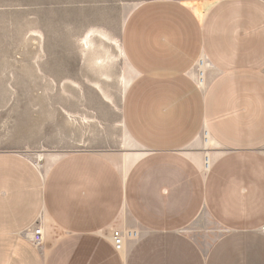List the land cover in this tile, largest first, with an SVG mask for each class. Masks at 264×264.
Here are the masks:
<instances>
[{"label": "crops", "instance_id": "1", "mask_svg": "<svg viewBox=\"0 0 264 264\" xmlns=\"http://www.w3.org/2000/svg\"><path fill=\"white\" fill-rule=\"evenodd\" d=\"M119 44L138 148L40 167L0 149V264H264V0H143ZM203 219L220 232L207 243L188 233ZM37 222L39 246L23 235ZM116 228L138 232L120 253Z\"/></svg>", "mask_w": 264, "mask_h": 264}, {"label": "rangeland", "instance_id": "2", "mask_svg": "<svg viewBox=\"0 0 264 264\" xmlns=\"http://www.w3.org/2000/svg\"><path fill=\"white\" fill-rule=\"evenodd\" d=\"M141 1L0 0V149L21 151L40 167L48 154L138 148L122 123L131 71L100 34L119 42ZM24 67L29 74L19 77ZM188 231L203 243L220 233L204 219Z\"/></svg>", "mask_w": 264, "mask_h": 264}, {"label": "built area", "instance_id": "3", "mask_svg": "<svg viewBox=\"0 0 264 264\" xmlns=\"http://www.w3.org/2000/svg\"><path fill=\"white\" fill-rule=\"evenodd\" d=\"M204 65V60L202 58L197 61V71L200 70V66ZM198 81V78H197ZM201 81V76H200ZM199 82V81H198ZM201 82H199L200 84ZM259 231L264 235V224L260 226ZM23 235L25 238L31 242L33 245L39 246L44 240L43 228L40 224L35 223L31 227L24 230ZM138 238V232L133 228H116L113 229L110 235V241L113 248L117 252H123L125 250V242L130 240H135Z\"/></svg>", "mask_w": 264, "mask_h": 264}, {"label": "bare ground", "instance_id": "4", "mask_svg": "<svg viewBox=\"0 0 264 264\" xmlns=\"http://www.w3.org/2000/svg\"><path fill=\"white\" fill-rule=\"evenodd\" d=\"M92 30H94V29H92ZM93 34H94V31L93 32H89L88 31V32L85 33V35L82 37V42H83L84 46H87V47L90 46V44L92 43L91 42V36ZM100 35H102L103 36L102 38H104L105 40L112 41L113 42L112 45L114 44L117 47V49L120 51V53H121V47H120L119 42L117 40H115L116 38L114 39L113 37L107 36V35L102 34V33ZM119 51H118V53H119ZM203 68H204L203 65H201L200 66V70L197 71V68H196V72H195V78H196V80L198 78V81L201 82L200 83L201 86H203V84H204V69ZM200 76H201V81H200ZM203 135H205L203 137H204V140L206 141V139H207L206 131L203 132ZM207 166H208V159L206 158V159H204V168H206Z\"/></svg>", "mask_w": 264, "mask_h": 264}]
</instances>
